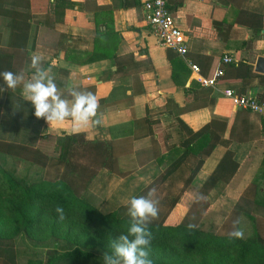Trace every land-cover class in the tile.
<instances>
[{"label":"crops","instance_id":"1","mask_svg":"<svg viewBox=\"0 0 264 264\" xmlns=\"http://www.w3.org/2000/svg\"><path fill=\"white\" fill-rule=\"evenodd\" d=\"M75 1L81 2L79 8L62 10L54 0H0V72L24 70L29 79L35 71L30 56L42 54V66L62 95L76 87L92 92L98 101L107 99L98 109L103 124L73 132L69 119L50 127L34 115V106L18 86L0 93V144L36 146L44 136L74 135L81 143L82 163L83 144L111 143L112 172L100 168L92 183H103L98 186L107 194L104 201L119 206L183 154V142L191 132L215 120L211 130L219 139L175 207L187 210L191 191L201 186L227 151L238 163L236 179L217 184L209 195L224 188L236 200L235 193L248 184L244 182L260 174L264 201V121L255 114L244 121L245 114L223 95L231 90L264 102V74L254 70L257 59L264 58V0L170 2L176 25L186 36L182 56L161 46L151 32L143 9L147 0ZM224 57L232 61L225 64ZM218 70L223 76L215 78ZM210 79L215 85L204 86L202 82ZM243 127L252 136L248 141H240ZM168 148V156L162 158ZM197 161L195 154L186 157L158 189L170 185L169 190H182ZM52 162L63 171V164Z\"/></svg>","mask_w":264,"mask_h":264},{"label":"trees","instance_id":"2","mask_svg":"<svg viewBox=\"0 0 264 264\" xmlns=\"http://www.w3.org/2000/svg\"><path fill=\"white\" fill-rule=\"evenodd\" d=\"M54 1L55 7L62 10L79 8L81 5V2L75 0ZM106 102L107 99H99V105ZM239 110L245 114L244 121L248 114H252ZM237 116L238 113L236 118ZM257 117L264 121L263 117ZM216 123L217 121L212 120L201 130L191 132L190 137L183 142V154L169 161L166 170L147 186L137 187L131 198L145 195L151 187L157 188L186 157L195 154L198 161L185 180L183 190L186 191L219 139V135L211 130V126ZM225 126L226 123H223L222 131ZM239 133L242 136L240 141L252 138L245 127ZM141 137H145V134ZM76 138L74 135L61 138L44 136L36 146L0 144V154L12 155L41 168L51 160L63 164L60 178L32 181L16 177L0 164L1 264H103L104 253L112 252L110 241L127 233L130 221L126 214L127 204L131 198L114 210L102 212L81 191L96 176L95 170L106 168L112 172L111 143L83 144L82 156L86 163H80L78 149L81 143ZM123 151L127 152L125 147ZM169 152L170 148L164 149L161 157L168 156ZM106 156L109 158L106 159ZM237 169L238 163L233 159V153L227 151L201 186L191 191L193 198L179 222L167 224L163 220H154L149 225L152 233L150 259L153 264H264V236L256 225L252 236L236 239L230 238L229 234H218L211 228L205 229L194 218L197 206L198 210L205 213L214 203L215 206L223 203L222 208H225L224 213L227 214L225 221L229 217L238 219L241 216L256 221L255 216L247 213L239 203L243 200L260 207V221H264V201L260 200V174H254L249 181L247 179L244 183L248 184L235 193L238 194V201L230 198V192L224 188L213 204L208 201L209 193L217 184L228 185L234 182ZM238 181L241 182L239 179ZM199 196L204 197L202 204L198 202ZM180 198L181 195L175 196L170 206L175 207ZM58 205L63 207L66 215L63 222L58 220L54 212ZM189 223H194L197 227L189 230Z\"/></svg>","mask_w":264,"mask_h":264},{"label":"clouds","instance_id":"3","mask_svg":"<svg viewBox=\"0 0 264 264\" xmlns=\"http://www.w3.org/2000/svg\"><path fill=\"white\" fill-rule=\"evenodd\" d=\"M43 59V55L39 53L30 56V68L35 71L29 79L25 78L24 70L0 72V79L3 81L0 93L22 86V95L34 106V115L45 119L50 127L69 119L72 121L73 132H79L90 124L102 125L103 114L98 112L99 101L96 95L76 87L67 88V95H62L54 78L42 66ZM203 199V196H199L198 202ZM159 203L156 187H151L145 195L132 197L128 201L126 214L130 221L127 233L110 241L112 252L104 253L103 264H153L150 259L152 233L149 225L158 219ZM54 212L59 221L66 219L63 207L56 206ZM239 223V219L233 222L230 238H243L244 233L238 227ZM196 227L194 223L187 225L189 230Z\"/></svg>","mask_w":264,"mask_h":264},{"label":"rangeland","instance_id":"4","mask_svg":"<svg viewBox=\"0 0 264 264\" xmlns=\"http://www.w3.org/2000/svg\"><path fill=\"white\" fill-rule=\"evenodd\" d=\"M74 161H77V159H74ZM49 163L50 161L44 168H40L26 161L5 157L4 155L0 154V164L5 169L11 171L16 177L24 179L25 181L41 179L53 180L60 178L62 175V170H59V167H56L55 163L52 162V165ZM98 170L99 169L95 170V173H97ZM93 180H95V178H93L90 183L81 190L82 195H84L86 199H88L95 206H97L102 212H108L116 209V206L111 203V200L107 203L104 201L103 198L106 197L107 194L104 193V187H99L103 186V183L99 181H95V183H92ZM158 187L157 192L160 203L159 215L158 219L156 220H163L167 224L179 222L185 215L186 209L180 207H171L170 203L175 196H182L185 191L183 189V191L169 190L168 187H170V185L162 190H159ZM216 192L217 194L219 193V191L217 190L215 191V193H213V195H209L208 197V201L211 204H213L214 202ZM236 199L237 201L239 200V198ZM203 201L204 200L199 201V204H202ZM248 202L241 200L239 203L247 213L253 214L255 216L256 221L241 216L238 218L240 221L238 227L243 231V237L245 238L252 236L254 231V225L259 228V231L262 230V234L264 236V221H260V207H256L252 204H249ZM125 203L127 202H119V204ZM222 204L223 203H219V205L215 206L214 203L210 209L208 208L205 211V213H203L202 210H198L197 206V208H195V210L197 211L194 218L198 220V225H202L205 229L211 228L218 234H229V232L232 231L233 222L237 219H235V217H229L225 221V219L227 218V214L225 215V208H222ZM262 213L264 212L262 211Z\"/></svg>","mask_w":264,"mask_h":264},{"label":"built area","instance_id":"5","mask_svg":"<svg viewBox=\"0 0 264 264\" xmlns=\"http://www.w3.org/2000/svg\"><path fill=\"white\" fill-rule=\"evenodd\" d=\"M172 1L175 2L177 0H147L143 5V9L146 23L157 38L159 44L182 56L187 51L186 36L178 28L176 20L170 12L169 5ZM231 61L229 57L223 58V63L225 64ZM191 69L193 72H198L196 66H191ZM222 76V70H218L215 74V78ZM202 83L204 86L213 87L215 85V79L204 80ZM223 95L232 101L235 108L249 111L252 114L264 118V102H260L256 98L237 96L231 90H225Z\"/></svg>","mask_w":264,"mask_h":264},{"label":"water","instance_id":"6","mask_svg":"<svg viewBox=\"0 0 264 264\" xmlns=\"http://www.w3.org/2000/svg\"><path fill=\"white\" fill-rule=\"evenodd\" d=\"M254 70L255 72L264 74V58L263 57H259L257 59Z\"/></svg>","mask_w":264,"mask_h":264}]
</instances>
